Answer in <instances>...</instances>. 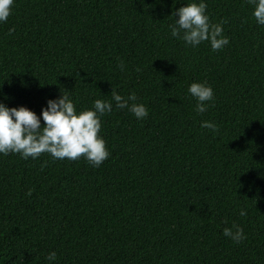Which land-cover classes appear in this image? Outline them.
Here are the masks:
<instances>
[{
    "label": "trees",
    "instance_id": "16d2710c",
    "mask_svg": "<svg viewBox=\"0 0 264 264\" xmlns=\"http://www.w3.org/2000/svg\"><path fill=\"white\" fill-rule=\"evenodd\" d=\"M188 2L14 0L0 102L39 116L61 92L79 111L114 89L149 115L113 102L99 167L0 155V264H48L51 252L53 264H264V26L247 0H205L229 43L185 46L168 25ZM192 82L213 89L204 113ZM233 224L239 244L222 234Z\"/></svg>",
    "mask_w": 264,
    "mask_h": 264
},
{
    "label": "clouds",
    "instance_id": "9594fccd",
    "mask_svg": "<svg viewBox=\"0 0 264 264\" xmlns=\"http://www.w3.org/2000/svg\"><path fill=\"white\" fill-rule=\"evenodd\" d=\"M247 3L252 6L251 16L256 24L264 26V0H247ZM184 4L170 16L173 18L168 25L171 37L193 48L206 41L212 51L228 45L229 39L223 34V21L213 23L210 20L205 0H189ZM13 7L14 0H0V24L8 20ZM117 67L123 71V62H119ZM187 94L196 101L195 111L198 114L206 112L214 103V92L207 82H192L187 87ZM110 96L111 101L95 99L90 108L78 111L67 91H64L58 98L48 99L39 116L27 107L10 108L0 102V155L18 153L23 159L31 157L35 160L47 153L54 160L72 161L83 157L92 167H99L110 155L100 135L101 117L113 111V102L116 109H127L137 120L149 115L143 103L135 102V94L124 98L112 89ZM201 127L212 132L217 130V125L210 121H203ZM245 214L241 208L239 215ZM222 234L236 244L245 239L243 229L236 224L225 227ZM45 260L53 264L56 253H49Z\"/></svg>",
    "mask_w": 264,
    "mask_h": 264
}]
</instances>
